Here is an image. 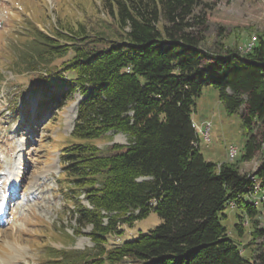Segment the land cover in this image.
I'll return each instance as SVG.
<instances>
[{
  "label": "trees",
  "instance_id": "obj_1",
  "mask_svg": "<svg viewBox=\"0 0 264 264\" xmlns=\"http://www.w3.org/2000/svg\"><path fill=\"white\" fill-rule=\"evenodd\" d=\"M101 1L99 21L60 23L52 34L33 26L22 47L32 72L46 70L34 89L39 111L83 97L59 180L75 206V235L91 226L94 246L53 248L52 264H264V199L252 201L264 192V38L245 54L211 53L203 45L213 6L203 0ZM208 85L228 113L243 112L249 137L240 161L261 156L254 174L201 152L192 115ZM110 132L129 144L94 143ZM227 208L238 211L233 231ZM152 212L158 226L112 243ZM253 245L256 255L245 257Z\"/></svg>",
  "mask_w": 264,
  "mask_h": 264
},
{
  "label": "rangeland",
  "instance_id": "obj_2",
  "mask_svg": "<svg viewBox=\"0 0 264 264\" xmlns=\"http://www.w3.org/2000/svg\"><path fill=\"white\" fill-rule=\"evenodd\" d=\"M203 1L213 6L203 49L224 54L239 47L238 52L245 54L253 49L258 35L264 38V0ZM104 15L101 0H0V190L5 184L7 194L15 193L7 223L0 226V264H52L53 248L82 251L94 246L87 236L91 226L75 235L76 221L71 219L75 206L65 198L59 180L60 152L74 127L76 118L70 115V108L76 100L39 111L42 95L34 89L46 70L41 66L32 72L22 58V47L33 26L52 34L63 23L99 21ZM62 61L56 60L54 66ZM26 102L32 115L26 113ZM242 113H228L218 90L208 85L196 100L192 118L207 160L218 165L238 163L243 173L254 174L261 156L240 161L249 137ZM94 143L107 150L113 144L128 145L129 139L110 132ZM232 148L237 155L230 153ZM226 214L224 224L233 231L238 211L227 208ZM261 220L264 223V210ZM160 223L161 218L152 212L112 243L132 240L139 231L148 233ZM250 239L248 235L242 239L243 250ZM255 247H247L244 256L254 257Z\"/></svg>",
  "mask_w": 264,
  "mask_h": 264
},
{
  "label": "bare ground",
  "instance_id": "obj_3",
  "mask_svg": "<svg viewBox=\"0 0 264 264\" xmlns=\"http://www.w3.org/2000/svg\"><path fill=\"white\" fill-rule=\"evenodd\" d=\"M246 52V51H245ZM76 108H77V105L76 104H74L71 108H70V115L74 118L75 117V114H76ZM193 126L195 127V125H194V123H193ZM196 128V127H195ZM230 153L232 154V155H234V153H235V148H232L231 150H230ZM235 155H237V153L235 154ZM234 155V156H235ZM233 156V157H234ZM231 157V156H230ZM262 199H264V192L262 193V195H261V197H254L253 199H252V201H254V203H255V205H260L259 204V201H261ZM258 200V201H257Z\"/></svg>",
  "mask_w": 264,
  "mask_h": 264
},
{
  "label": "water",
  "instance_id": "obj_4",
  "mask_svg": "<svg viewBox=\"0 0 264 264\" xmlns=\"http://www.w3.org/2000/svg\"><path fill=\"white\" fill-rule=\"evenodd\" d=\"M79 102H80V101L77 102V105H79Z\"/></svg>",
  "mask_w": 264,
  "mask_h": 264
},
{
  "label": "built area",
  "instance_id": "obj_5",
  "mask_svg": "<svg viewBox=\"0 0 264 264\" xmlns=\"http://www.w3.org/2000/svg\"><path fill=\"white\" fill-rule=\"evenodd\" d=\"M205 135H206V133H205ZM263 191V190H262ZM258 201V200H257ZM260 202V201H259Z\"/></svg>",
  "mask_w": 264,
  "mask_h": 264
}]
</instances>
